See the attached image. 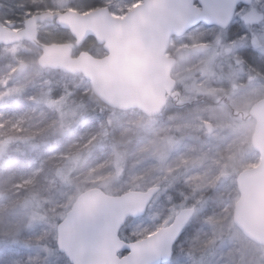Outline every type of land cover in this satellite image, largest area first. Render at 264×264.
<instances>
[{
  "label": "rangeland",
  "instance_id": "1",
  "mask_svg": "<svg viewBox=\"0 0 264 264\" xmlns=\"http://www.w3.org/2000/svg\"><path fill=\"white\" fill-rule=\"evenodd\" d=\"M139 3L0 0V15L15 17L19 30L42 10L106 7L123 17ZM252 3L264 13V0ZM39 27L46 41L74 42L54 22ZM239 28L238 20L228 30L199 24L171 39L167 55L178 58L172 77L180 97L153 117L91 102L82 74L41 68L40 50L27 41L0 45V264H70L55 244L57 224L78 194L93 186L116 195L152 185L160 192L146 213L125 221L121 238L145 237L171 223L178 210L195 206L162 264H190L188 256L193 264H264V246L247 239L232 217L236 177L258 165L259 153L252 147L254 121L230 110L264 98V21L249 43L245 35L235 37ZM199 43L212 45L210 51L194 55ZM223 48L228 54H215ZM89 51L103 54L99 47ZM222 95L228 101L216 102ZM60 103L69 112L58 109Z\"/></svg>",
  "mask_w": 264,
  "mask_h": 264
},
{
  "label": "water",
  "instance_id": "2",
  "mask_svg": "<svg viewBox=\"0 0 264 264\" xmlns=\"http://www.w3.org/2000/svg\"><path fill=\"white\" fill-rule=\"evenodd\" d=\"M252 0H142L123 17L113 16L106 7L80 13L73 10L42 11L14 24L0 23V44L26 40L41 50V68L81 73L90 80L91 91L104 105L118 110L138 109L145 116H156L173 95L170 77L175 60L165 51L172 35L205 21L226 27L240 3L249 6L244 23H261L264 14ZM48 21L69 30L72 42H41L38 24ZM92 36L106 52L97 58L89 51L73 55L74 45ZM204 49L205 47L199 46ZM25 64H21V69ZM247 117L255 122L252 147L260 158L257 166L239 172L233 223L243 235L264 246V98L256 100ZM160 191L157 185L145 190L109 195L98 187L83 190L57 225L56 247L70 264H159L172 257L175 241L194 215V207H183L172 222L138 240L119 236L128 217L143 215Z\"/></svg>",
  "mask_w": 264,
  "mask_h": 264
},
{
  "label": "flooded vegetation",
  "instance_id": "3",
  "mask_svg": "<svg viewBox=\"0 0 264 264\" xmlns=\"http://www.w3.org/2000/svg\"><path fill=\"white\" fill-rule=\"evenodd\" d=\"M246 10V7H244L241 3L239 4V5H237L236 6V10H235V12H234V14H233V17H232V19L233 20H231V22L229 23V25L226 27V28H224V29H222L220 26L218 27V26H215L216 28H218V29H222V30H228V28H230V26H231V24L235 21V20H238V24H239V26H240V28H239V31L238 32H234V35H235V37H237V36H239V35H245L247 38H249L250 36H251V34L253 33V26H251V25H248V24H246V23H244L243 22V20H242V14H243V12ZM250 35V36H249ZM200 44V43H199ZM198 44V45H199ZM197 44L195 45V46H193L192 47V51H193V54L194 55H198V53H200V52H209L210 51V48H211V46L212 45H208V48L207 49H205V50H197V49H195V47H197L198 46ZM205 45V44H204ZM170 46H171V44H170ZM170 46H169V48H168V50H167V53H168V51H169V49H170ZM215 54L216 55H218V56H220V55H226V54H228V52H226V50L223 48V49H218L216 52H215ZM191 56H192V54H191ZM176 59V63L178 62V58L176 57L175 58ZM193 59H198V57H193ZM176 63H175V66L173 67V70H172V72L176 69ZM237 65H240V63L238 62V61H236L235 62ZM171 77H172V73H171ZM175 84H176V82H175ZM220 99H222L223 100V98H219L217 101H219V102H222V100L220 101ZM228 99L229 98H227L226 100H223L224 102H227L228 101ZM248 111V109H244V110H241V109H236V108H231V112H232V114L233 115H235V116H238V117H240V118H244L245 119V116L247 115V112Z\"/></svg>",
  "mask_w": 264,
  "mask_h": 264
},
{
  "label": "trees",
  "instance_id": "4",
  "mask_svg": "<svg viewBox=\"0 0 264 264\" xmlns=\"http://www.w3.org/2000/svg\"><path fill=\"white\" fill-rule=\"evenodd\" d=\"M7 19L8 20H12L14 23H16L18 20L15 18V17H10V16H7V17H3V16H1L0 15V20H2V21H7ZM65 31V30H64ZM67 31V30H66ZM68 32V31H67ZM70 35H69V33H68V36L67 37H69ZM56 37V40H54V41H60L62 38H64V37H57V36H55ZM54 37V38H55ZM41 38V37H40ZM42 40H45L44 38H41ZM247 40V43H249L250 42V40L249 39H246ZM85 43L87 44V47L85 48L86 50H89L90 48H93V47H99V46H97V44L95 43V41H94V39L92 38V37H89V38H87V40L85 41ZM100 48V47H99ZM100 50H101V48H100ZM90 101L91 102H93V103H98L99 104V106L101 107L102 105V102H99L98 100H97V98L93 95V94H91L90 95ZM58 106H60V110L61 111H63V112H65V111H68V107L66 106V105H64L63 103H60L59 105H57V108L59 109V107ZM69 112V111H68ZM77 118V117H76ZM102 190H104V191H106L107 193H108V191L109 190H107V188L106 187H103L102 188Z\"/></svg>",
  "mask_w": 264,
  "mask_h": 264
}]
</instances>
